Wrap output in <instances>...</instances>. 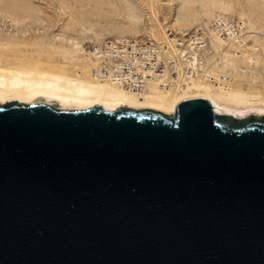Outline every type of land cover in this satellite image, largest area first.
Instances as JSON below:
<instances>
[{"label":"water","instance_id":"obj_1","mask_svg":"<svg viewBox=\"0 0 264 264\" xmlns=\"http://www.w3.org/2000/svg\"><path fill=\"white\" fill-rule=\"evenodd\" d=\"M0 264H264V116L0 104Z\"/></svg>","mask_w":264,"mask_h":264},{"label":"rangeland","instance_id":"obj_2","mask_svg":"<svg viewBox=\"0 0 264 264\" xmlns=\"http://www.w3.org/2000/svg\"><path fill=\"white\" fill-rule=\"evenodd\" d=\"M218 14L243 20L254 45L241 58L232 51L235 44L222 55L213 52L209 59L219 64L213 75L233 77L223 87L235 83L264 96V0H0V57L8 64L63 67L75 77L86 64L91 67L82 56L91 43L145 34L159 40L168 29L192 32L208 27ZM225 56L234 64L221 68ZM31 103L61 110L40 99Z\"/></svg>","mask_w":264,"mask_h":264},{"label":"bare ground","instance_id":"obj_3","mask_svg":"<svg viewBox=\"0 0 264 264\" xmlns=\"http://www.w3.org/2000/svg\"><path fill=\"white\" fill-rule=\"evenodd\" d=\"M210 32L214 51L209 52L206 65L201 73L190 78H181L176 84L170 86L161 80L148 81L140 93L122 88L109 78L100 76L97 71L98 61L86 50L82 56L91 63V67L86 64L83 73H78L75 77L67 74L63 67L49 66L47 68L41 64L25 62L8 64L0 57V104L16 101L20 105L30 106L28 104L40 99L63 111H82L100 105L107 111L129 107L154 109L166 114H174L181 101L205 98L219 114L233 115L238 118L252 115L264 116V96L259 92H246L235 83L229 87H223V85L230 84L233 77L225 73L226 76L219 75L218 78L213 75L215 67H219V64L215 59L209 58L213 52L224 54V48L228 49L233 43L224 42L214 30ZM158 39L156 40L159 43L168 44L167 33L159 34ZM232 51L239 58L252 52L247 50L239 55L237 49L232 48ZM220 55H217L219 59ZM223 59L226 60L222 62L221 68H228V62L231 65L234 64L231 62L233 60L226 56ZM233 69L236 70V66ZM214 84L223 88L219 89Z\"/></svg>","mask_w":264,"mask_h":264},{"label":"built area","instance_id":"obj_4","mask_svg":"<svg viewBox=\"0 0 264 264\" xmlns=\"http://www.w3.org/2000/svg\"><path fill=\"white\" fill-rule=\"evenodd\" d=\"M211 30L227 44H235L239 55L254 45L243 20L218 14L210 27L192 32L168 29V44L159 43L150 34L120 36L91 43L87 52L98 61L100 76L140 93L148 81L161 80L170 86L201 73L212 49Z\"/></svg>","mask_w":264,"mask_h":264}]
</instances>
